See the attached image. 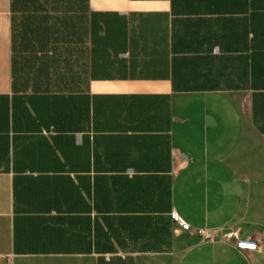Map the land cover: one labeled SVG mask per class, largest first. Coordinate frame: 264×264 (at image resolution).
I'll return each instance as SVG.
<instances>
[{
  "label": "crops",
  "instance_id": "crops-1",
  "mask_svg": "<svg viewBox=\"0 0 264 264\" xmlns=\"http://www.w3.org/2000/svg\"><path fill=\"white\" fill-rule=\"evenodd\" d=\"M83 26L65 75L22 79L0 0V264H264V0H89Z\"/></svg>",
  "mask_w": 264,
  "mask_h": 264
},
{
  "label": "trees",
  "instance_id": "trees-1",
  "mask_svg": "<svg viewBox=\"0 0 264 264\" xmlns=\"http://www.w3.org/2000/svg\"><path fill=\"white\" fill-rule=\"evenodd\" d=\"M23 12L18 22L17 11ZM89 0H12L13 64L18 71V46L29 48L31 72L59 78L69 70L72 43L85 34V13ZM78 25H80L78 28Z\"/></svg>",
  "mask_w": 264,
  "mask_h": 264
},
{
  "label": "built area",
  "instance_id": "built-area-1",
  "mask_svg": "<svg viewBox=\"0 0 264 264\" xmlns=\"http://www.w3.org/2000/svg\"><path fill=\"white\" fill-rule=\"evenodd\" d=\"M176 218L179 221L183 229H186V230L190 229V226L188 223H186L181 218H178V217ZM196 231L204 239H212L213 237L212 232L207 229H197ZM224 239L225 241L235 245V247L241 250H254L257 247L256 241H254L251 238L240 237L237 230H230L227 233H225ZM7 264H12V261L9 260Z\"/></svg>",
  "mask_w": 264,
  "mask_h": 264
},
{
  "label": "rangeland",
  "instance_id": "rangeland-1",
  "mask_svg": "<svg viewBox=\"0 0 264 264\" xmlns=\"http://www.w3.org/2000/svg\"><path fill=\"white\" fill-rule=\"evenodd\" d=\"M23 12L21 10L17 11V17H18V22H21ZM16 55V60L18 63V71L20 73V77L22 79H27L28 77H31V71L29 69V61L34 60L32 57L33 55L31 54L29 48L18 46L17 51L15 53Z\"/></svg>",
  "mask_w": 264,
  "mask_h": 264
}]
</instances>
